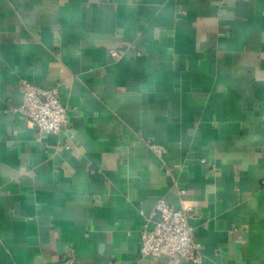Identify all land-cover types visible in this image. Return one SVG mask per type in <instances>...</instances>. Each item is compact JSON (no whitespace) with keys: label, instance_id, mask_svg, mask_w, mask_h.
Returning <instances> with one entry per match:
<instances>
[{"label":"crops","instance_id":"1","mask_svg":"<svg viewBox=\"0 0 264 264\" xmlns=\"http://www.w3.org/2000/svg\"><path fill=\"white\" fill-rule=\"evenodd\" d=\"M263 181L264 0H0V264H171L139 254L160 199L206 264H264Z\"/></svg>","mask_w":264,"mask_h":264},{"label":"built area","instance_id":"2","mask_svg":"<svg viewBox=\"0 0 264 264\" xmlns=\"http://www.w3.org/2000/svg\"><path fill=\"white\" fill-rule=\"evenodd\" d=\"M117 52H112L111 57L118 58ZM22 102L16 108L24 121L35 127L41 133L57 134L67 127V109L58 99L57 87L41 88L28 81L21 82ZM68 148V145H64ZM153 148L160 152L159 147ZM264 185V181L262 182ZM180 195L184 190L179 191ZM193 205L182 202L179 209H174L164 200L156 202L153 215H158V220L153 222L151 228L148 221L140 230L141 245L139 254L141 259L167 257L171 264L188 261L194 264H206L202 246L193 240L190 217Z\"/></svg>","mask_w":264,"mask_h":264}]
</instances>
